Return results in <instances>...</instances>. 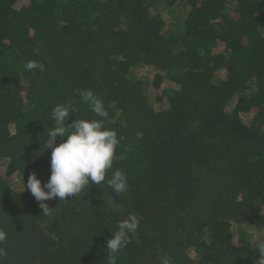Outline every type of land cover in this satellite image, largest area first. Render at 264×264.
<instances>
[{"label": "trees", "instance_id": "1", "mask_svg": "<svg viewBox=\"0 0 264 264\" xmlns=\"http://www.w3.org/2000/svg\"><path fill=\"white\" fill-rule=\"evenodd\" d=\"M88 89L122 137L106 179L122 170L128 189L89 182L44 201L45 214L15 182L47 183L56 105L75 106L68 124L101 119L81 100ZM129 215L139 226L117 264H256L264 0H0V264H108Z\"/></svg>", "mask_w": 264, "mask_h": 264}, {"label": "clouds", "instance_id": "2", "mask_svg": "<svg viewBox=\"0 0 264 264\" xmlns=\"http://www.w3.org/2000/svg\"><path fill=\"white\" fill-rule=\"evenodd\" d=\"M24 68L28 71L45 70L44 65L36 61L27 62ZM79 95L90 111L101 119H77L68 124L70 114L76 111L74 105L58 104L51 110L53 126L43 142L44 149L51 150V175L43 185L35 173H32L27 181V189L40 202L39 206L45 214L49 207L44 201L55 198L67 201L68 197L75 198L89 182L100 185L106 181L118 195L128 189V176L122 170H115L111 178L106 179L114 160L121 158L117 156L116 149L122 139L115 130L106 127V124L111 122L108 110L102 99L92 90L81 91ZM142 136V132H137L138 138ZM58 137L63 142L57 145ZM138 226L136 215H129L127 219L118 222L117 231L112 232V238L107 240L108 264H117L118 253L130 243L131 236L137 232ZM5 239L6 233L0 230V242ZM258 254L256 264H264V246L258 249ZM160 264H172L171 258L163 256Z\"/></svg>", "mask_w": 264, "mask_h": 264}, {"label": "rangeland", "instance_id": "3", "mask_svg": "<svg viewBox=\"0 0 264 264\" xmlns=\"http://www.w3.org/2000/svg\"><path fill=\"white\" fill-rule=\"evenodd\" d=\"M164 15H165L166 18L170 16V14L167 11H164ZM168 19H170V18H168ZM135 74H137L139 77L140 76L141 77H144V76L149 77L151 75L150 72L147 71V70H139ZM15 183H16V187H19L20 190H22V191H24V189H25V191L28 190L27 189V184L23 183L21 180L16 181ZM250 233L253 236L252 239H251L253 242L257 241V238H260V237L264 236V230L261 231L260 233H257L256 231H250Z\"/></svg>", "mask_w": 264, "mask_h": 264}]
</instances>
